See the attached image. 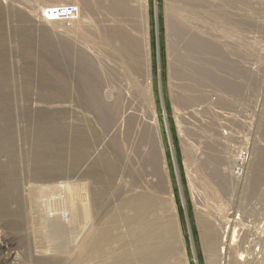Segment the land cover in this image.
<instances>
[{
	"label": "rangeland",
	"instance_id": "obj_1",
	"mask_svg": "<svg viewBox=\"0 0 264 264\" xmlns=\"http://www.w3.org/2000/svg\"><path fill=\"white\" fill-rule=\"evenodd\" d=\"M61 6L74 18L47 22ZM241 41L264 50V0H0V264H117L120 249L127 264H264V172L236 189L223 147L195 138L190 152L173 124L177 101L245 80L224 56ZM197 57L216 80L176 74ZM260 131L252 160L264 114ZM140 199L158 212L157 261L131 222ZM103 230L113 241L81 261Z\"/></svg>",
	"mask_w": 264,
	"mask_h": 264
},
{
	"label": "built area",
	"instance_id": "obj_2",
	"mask_svg": "<svg viewBox=\"0 0 264 264\" xmlns=\"http://www.w3.org/2000/svg\"><path fill=\"white\" fill-rule=\"evenodd\" d=\"M45 13L50 14L45 16L47 22H62L71 21L76 10L72 6H61ZM236 43L223 44L227 48L224 56L236 75L243 74L245 80L233 86L235 90L230 89V93L220 85L210 86L205 90L203 104L186 105L177 101L173 124L178 140L190 152L200 151L199 141L195 138L216 142L220 149L222 146L229 164L225 175L238 189L245 184L252 161V138H260L264 114V50L257 48L256 41Z\"/></svg>",
	"mask_w": 264,
	"mask_h": 264
},
{
	"label": "bare ground",
	"instance_id": "obj_3",
	"mask_svg": "<svg viewBox=\"0 0 264 264\" xmlns=\"http://www.w3.org/2000/svg\"><path fill=\"white\" fill-rule=\"evenodd\" d=\"M47 15L50 14L49 13L45 14V16ZM203 49H204L203 54L207 55L209 57L208 59L219 55L218 53L220 52L219 49L216 47L205 46ZM208 65H210L209 61H208ZM176 74H178L179 76H183V75H185V77L188 76L192 81H195L197 83L200 82L202 79H204L205 81L216 80L214 74L210 71V69L204 68V64L201 63V60L198 57H197V64H187L184 66L183 71H178L176 72ZM185 92L186 93L184 95L186 96L192 93L191 89H186ZM152 126L155 132L156 125L152 123ZM154 138L157 140V132H155ZM212 156H213L212 154L209 155L204 162L205 165H207L208 168H210V174L213 177H217L218 172L216 171L214 159L211 158ZM249 171L250 174L252 173L255 175L264 172V158L260 157L258 158V160L254 158L249 165ZM168 193L169 195H171L170 192ZM129 206L134 210L135 213L134 218H132L131 222H133L134 225L140 224V228L145 227L141 230L142 233L140 235V241H139L144 246V253H149L148 257L156 261L158 259H161L165 255L167 250L165 248V242L162 235L161 224L158 222V212L156 207L155 210H153V206H155V204L152 203L150 200L140 199L138 203L132 202ZM150 214H153V218L150 221H148ZM202 237L206 239V241L208 242L209 247L207 246V248L210 251V255H213V260H214V254L216 257V250H215L216 238L211 228H207V231L204 229L202 231ZM99 239L100 241H98L96 245H94V247H90L85 251L84 256L81 258V261L90 260L91 258L95 257L96 255H98V253H100L101 249H103V245L105 247L106 245H108L110 242L113 241L111 237H108L107 232L104 230L100 232ZM7 246L8 243L0 241V262L1 261L5 262L6 260L5 256H3V252L7 250ZM225 250L226 248L220 250L221 255L225 254ZM120 251L121 253L119 260L116 261L117 264H127L126 261L127 258L125 257L124 250L120 249ZM211 264H214V261Z\"/></svg>",
	"mask_w": 264,
	"mask_h": 264
}]
</instances>
